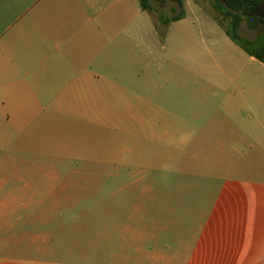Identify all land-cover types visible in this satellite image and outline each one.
Returning a JSON list of instances; mask_svg holds the SVG:
<instances>
[{
    "label": "rangeland",
    "instance_id": "374dc122",
    "mask_svg": "<svg viewBox=\"0 0 264 264\" xmlns=\"http://www.w3.org/2000/svg\"><path fill=\"white\" fill-rule=\"evenodd\" d=\"M148 2L157 30L125 21L91 81L39 78L44 111L0 142V264H264V199L184 170V80L201 78L184 63L224 31L216 2L183 0L169 25L178 3Z\"/></svg>",
    "mask_w": 264,
    "mask_h": 264
},
{
    "label": "crops",
    "instance_id": "0c3cea01",
    "mask_svg": "<svg viewBox=\"0 0 264 264\" xmlns=\"http://www.w3.org/2000/svg\"><path fill=\"white\" fill-rule=\"evenodd\" d=\"M31 2L0 0V142L44 111L39 78L91 81L94 54L123 46L118 34L125 21L138 22L147 13L158 29L157 16L142 9L140 0ZM223 32L211 48L197 47L200 61L184 63L201 76L184 80V170L195 168L201 182L213 184L212 195L214 184L228 177L234 193L244 184L264 199V63ZM30 72L36 76L32 86ZM134 99L136 108L151 105L138 87Z\"/></svg>",
    "mask_w": 264,
    "mask_h": 264
},
{
    "label": "trees",
    "instance_id": "16d2710c",
    "mask_svg": "<svg viewBox=\"0 0 264 264\" xmlns=\"http://www.w3.org/2000/svg\"><path fill=\"white\" fill-rule=\"evenodd\" d=\"M180 6L179 11L171 17H162L165 24L181 19L185 15L183 0H174ZM262 0H215V8L219 11L222 19L216 17V22L223 28L225 34L246 53L264 63V31L253 39H249L239 32L242 21H246L250 28H256L259 24L264 25V9L258 16L250 14ZM142 9H151L148 0H140ZM224 21H226L224 23Z\"/></svg>",
    "mask_w": 264,
    "mask_h": 264
},
{
    "label": "water",
    "instance_id": "95a60500",
    "mask_svg": "<svg viewBox=\"0 0 264 264\" xmlns=\"http://www.w3.org/2000/svg\"><path fill=\"white\" fill-rule=\"evenodd\" d=\"M263 9H264V0L261 1V3L255 8V10L250 15L258 16L262 13Z\"/></svg>",
    "mask_w": 264,
    "mask_h": 264
}]
</instances>
